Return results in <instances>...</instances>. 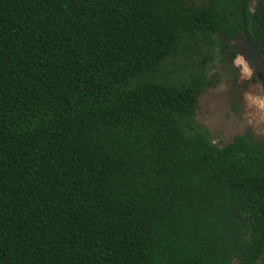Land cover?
I'll list each match as a JSON object with an SVG mask.
<instances>
[{
    "label": "trees",
    "instance_id": "1",
    "mask_svg": "<svg viewBox=\"0 0 264 264\" xmlns=\"http://www.w3.org/2000/svg\"><path fill=\"white\" fill-rule=\"evenodd\" d=\"M251 2L0 0V264L260 263L264 138L212 140L193 61L264 56Z\"/></svg>",
    "mask_w": 264,
    "mask_h": 264
},
{
    "label": "rangeland",
    "instance_id": "2",
    "mask_svg": "<svg viewBox=\"0 0 264 264\" xmlns=\"http://www.w3.org/2000/svg\"><path fill=\"white\" fill-rule=\"evenodd\" d=\"M193 1L198 5L210 2ZM255 2L252 0L251 6ZM217 38L218 43L213 46L202 42L203 47L193 54L197 66L205 63L208 73L219 78L216 85L202 94L196 119L219 145L242 134H248L253 139L264 138V87L260 82H252L257 77L253 76L254 72L242 55L233 57V52L242 49L246 41ZM259 264H264V257Z\"/></svg>",
    "mask_w": 264,
    "mask_h": 264
},
{
    "label": "water",
    "instance_id": "3",
    "mask_svg": "<svg viewBox=\"0 0 264 264\" xmlns=\"http://www.w3.org/2000/svg\"><path fill=\"white\" fill-rule=\"evenodd\" d=\"M244 59L252 71L264 81V56L260 49L250 40H248V49L244 54Z\"/></svg>",
    "mask_w": 264,
    "mask_h": 264
},
{
    "label": "flooded vegetation",
    "instance_id": "4",
    "mask_svg": "<svg viewBox=\"0 0 264 264\" xmlns=\"http://www.w3.org/2000/svg\"><path fill=\"white\" fill-rule=\"evenodd\" d=\"M255 3H256V2H255ZM245 41H246V40H245ZM247 49H248V40H247L246 43L243 45V48H242V49H239L240 52H239L238 55H242L243 58H244V54L246 53ZM238 55H237V56H238ZM237 56H236V57H237ZM236 57H235V58H236ZM253 76H254V77H257V79H256V80L253 79L252 82H253V83L260 82V83L262 84V86L264 87V81L262 80V78L260 79V78H259V75L256 74V73H254Z\"/></svg>",
    "mask_w": 264,
    "mask_h": 264
}]
</instances>
